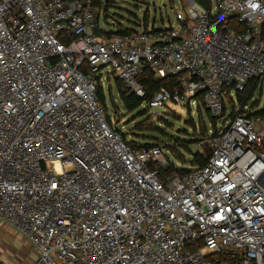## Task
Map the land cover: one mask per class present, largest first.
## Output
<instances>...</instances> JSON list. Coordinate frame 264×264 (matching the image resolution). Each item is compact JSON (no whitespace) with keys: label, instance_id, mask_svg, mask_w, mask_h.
<instances>
[{"label":"built area","instance_id":"built-area-1","mask_svg":"<svg viewBox=\"0 0 264 264\" xmlns=\"http://www.w3.org/2000/svg\"><path fill=\"white\" fill-rule=\"evenodd\" d=\"M186 1L177 27L119 34L93 0H0V222L33 264H264V112L228 106L264 86V0ZM146 69L178 85L148 107L219 119L206 165L164 176L168 149L107 120L100 86L144 98Z\"/></svg>","mask_w":264,"mask_h":264},{"label":"rangeland","instance_id":"rangeland-1","mask_svg":"<svg viewBox=\"0 0 264 264\" xmlns=\"http://www.w3.org/2000/svg\"><path fill=\"white\" fill-rule=\"evenodd\" d=\"M103 0V5L99 8V26L105 32L117 31L119 28L143 30L145 25L149 28L155 25L156 28H167L171 25L175 27L180 24L186 17V0H173V4L169 0ZM106 3V4H105ZM103 96L105 105L107 106V116L115 127L126 131L128 138L131 139V131L141 132L147 135L155 136L159 139L160 145L167 149L166 144L171 142V138L178 137L180 130H187L192 132L193 126L188 123V120L194 121L196 127H200V112L195 106H192V111L187 106H182L173 102H168L164 108L152 109L143 102L133 111H128L120 98V91L118 89L114 76H110L103 86ZM236 106H241L237 97L234 98ZM249 112L254 113L264 109V86L259 87L253 96L246 100ZM230 107V105L228 104ZM158 112V113H157ZM142 113V114H140ZM202 121L209 127V135L213 132V127L207 119L206 113L202 112ZM145 127L152 126L162 128L168 136L159 134L156 130L138 131L135 126L144 120ZM171 137V138H170ZM182 138L190 139L187 134H181ZM142 143H150V140H142ZM194 151H199L197 144L192 146ZM169 151L170 160L176 167L193 168L188 164L179 162L174 158ZM189 156H186L188 158ZM190 158V157H189Z\"/></svg>","mask_w":264,"mask_h":264},{"label":"trees","instance_id":"trees-1","mask_svg":"<svg viewBox=\"0 0 264 264\" xmlns=\"http://www.w3.org/2000/svg\"><path fill=\"white\" fill-rule=\"evenodd\" d=\"M94 1V5L97 6L98 8H100L104 3L103 0H93ZM107 4L109 3V1L107 0L106 2ZM105 3V4H106ZM135 29H128V28H119L117 30V33L119 34H124V33H129L131 31H134ZM97 32H99L97 30ZM118 89L120 91V98L123 101L126 109L128 111H133L134 109H136L138 106H140L143 102L145 101H149L152 96L153 93L155 91H157L158 89H160L161 87H166L168 89H175L178 87L177 85V80L175 77L169 76V77H165V78H156L154 72L150 69H146L144 71V73L139 77V82L142 84V86L144 87V89L146 90V94L144 98H140L137 95H135L134 93H131L129 90H124L122 83L120 80L115 79ZM256 86H257V81L252 82L248 89L245 92H241L238 93L237 98L240 102L241 105L245 104L246 100H249L253 94L255 93L256 90ZM101 88H99V96H100V101L103 105H105V101H104V96H103V88L102 86H100ZM200 98V97H199ZM229 105L230 108L232 110V115L234 114V108H235V102L234 100H229ZM226 107V106H225ZM198 111L200 112V127L197 128L196 124L194 123V121L192 120H188L187 122L190 123L193 126L192 132H188L187 130H180V134L178 137H173L171 138V142L169 144H166V148L170 150V152L172 153V155L174 156V158L176 160H178L181 163L184 164H188L190 166H192L193 168L187 169V168H178L175 166V164L170 160V164L168 165L167 169L163 172L164 176L165 174H167L168 172L177 169L180 170L181 172H186L189 171L191 169H194L196 167H201L206 165L207 163V157L205 155H203L201 152L199 151H194L192 146L194 144H197L199 141L208 138L209 135V127L207 126V124L205 122L202 121V112L206 113L207 119L209 120L210 124L213 127V133L212 134H217L216 129V125L219 121V119L213 117V115L210 113L209 110H207L206 108H204L203 104H201V106H199ZM264 112V109L261 111H257L255 113H253L254 115L256 114H262ZM225 113V111H224ZM142 114V113H140ZM107 120L109 121V123L115 127L112 122L110 121V119L107 116ZM145 121H149V119L142 121L141 123L137 124L135 126V129L138 131H143V130H156L159 134L163 135V136H168V134L160 127H154L152 129V126L150 127H145V125L143 124ZM116 129L121 130L120 128L116 127ZM123 136L125 138L128 137L129 133H126V131H121ZM130 134L132 135L131 139H129L128 143L131 144L134 147H150V146H155V145H160V141L158 138H156L155 136H150L141 132H134L131 131ZM181 134H187L190 136V139H185L181 137ZM211 134V135H212ZM150 140V143H142V140ZM162 146V145H160ZM164 147V146H163ZM186 156H189L188 158H186ZM170 158V157H169Z\"/></svg>","mask_w":264,"mask_h":264},{"label":"crops","instance_id":"crops-1","mask_svg":"<svg viewBox=\"0 0 264 264\" xmlns=\"http://www.w3.org/2000/svg\"><path fill=\"white\" fill-rule=\"evenodd\" d=\"M173 4V0H169ZM37 250L17 230L0 222V261L7 264H33Z\"/></svg>","mask_w":264,"mask_h":264}]
</instances>
